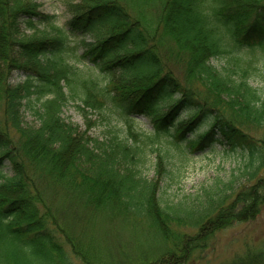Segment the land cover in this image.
Wrapping results in <instances>:
<instances>
[{"label": "trees", "instance_id": "trees-1", "mask_svg": "<svg viewBox=\"0 0 264 264\" xmlns=\"http://www.w3.org/2000/svg\"><path fill=\"white\" fill-rule=\"evenodd\" d=\"M262 1L73 0L66 3L70 18L60 26L39 4L0 0V264H73L74 258L92 264L56 223L38 186L42 179L57 181L73 201L105 214L144 215L156 235L168 238L169 225L178 218L160 208L156 180L142 173L149 151L156 172L170 177L175 152L182 160L188 150L220 157L234 153L246 180L257 177L264 168V139L239 128L234 118L264 123ZM221 16L232 19L225 29L215 25ZM244 18L251 21L238 26L236 20ZM72 37L78 39L75 45ZM71 59L101 78L99 90L124 126L99 138L62 117L74 99L91 105L83 84H98L82 79ZM178 59L181 79L167 62ZM13 72L24 73L23 80L12 84ZM257 76H263L261 88L250 83ZM135 80L144 83L129 90ZM24 111L34 123L24 121ZM141 117L151 130L135 127ZM239 189L226 210L220 209L224 195L207 210L212 229L226 225L225 211L236 200L241 220L256 214L264 181ZM171 237L161 239L176 244L179 237ZM167 248L147 261L144 255L140 263L177 264L187 252L177 256V247ZM233 264H264V255Z\"/></svg>", "mask_w": 264, "mask_h": 264}, {"label": "rangeland", "instance_id": "rangeland-1", "mask_svg": "<svg viewBox=\"0 0 264 264\" xmlns=\"http://www.w3.org/2000/svg\"><path fill=\"white\" fill-rule=\"evenodd\" d=\"M31 3L39 4V11L54 17L56 25L64 26L70 18L66 12V3L73 0H28ZM76 1V0H75ZM250 3L262 4L263 1ZM149 12L156 15V10ZM230 17V16H229ZM226 21L221 16L216 19L215 25L219 29L224 28ZM251 18L236 20L238 26L246 25ZM236 27V26H235ZM39 29L44 26L38 25ZM191 29V28H189ZM31 31H25V36H29ZM78 41L77 38H70L72 45ZM162 61L165 58L162 57ZM70 62L82 79L93 78L98 83L93 85L83 84V94L87 96L89 104L80 103L74 99L68 102L62 112V117L76 123L81 130H86L89 135L103 138L107 135V129L114 126L122 127L124 123L119 120V116L111 101L104 94H101V78L93 69H89L85 64H80L74 59ZM174 74L181 79L183 73L182 63L167 61ZM213 64L221 65L220 61H213ZM76 64V65H75ZM263 76L252 78L251 85L261 88ZM24 76L20 72H13L11 83H19ZM129 84V90L134 86L143 84L138 82ZM146 80L145 82H147ZM136 83V84H135ZM93 85V86H92ZM91 86V87H90ZM86 89V90H84ZM115 89L112 93H115ZM81 106V108L78 106ZM226 116L234 115L225 109ZM24 121L28 124L34 123L31 115L24 111ZM2 112L0 110V122ZM235 124L242 130L247 131L254 138L264 139V123L254 126L249 122L245 123L239 117L234 118ZM149 123L143 117L138 118L135 127L144 132L151 130ZM202 128L204 123L200 125ZM219 152L221 147H216ZM187 158L180 159L175 152L172 160L173 176L163 173V170L156 172L155 154L148 152L147 160L142 166L143 175L149 180L155 179L158 184L157 194L160 200L161 209H166L170 215L177 217L169 225V236L163 238L156 235L147 217L128 218L116 212L105 214L102 208L93 209L81 200L73 201L72 198L61 188V185L53 179H42L38 183L42 190L46 204L52 212L56 223L61 227L62 232L67 235V239L75 243L82 253H85L92 264H141L144 255L146 261L157 257L161 251L174 245L177 247V256L186 252L184 258L179 259L177 264H233L239 259L248 258L256 254L264 255V196L261 203L256 207L254 216L241 220L236 215L240 206L236 200L231 209L226 214V225L212 229L206 221L207 210L212 209L218 199L222 201L220 209L226 208L233 203L235 193L240 191L242 183L255 184L264 181V168L261 169L257 177L246 180L241 174L239 167L242 166L240 158L234 153L212 155L207 152L186 151ZM172 171V172H173ZM173 177V179H171ZM246 181V182H243ZM218 210V209H217ZM212 210L210 213H214ZM224 212L221 213V215ZM171 235L178 236L176 244H166L162 241L172 239ZM197 238V243H192L189 238ZM182 241L179 243V241ZM183 250L180 252V248ZM173 248V247H172ZM73 264H84L79 258H74ZM145 262V261H144Z\"/></svg>", "mask_w": 264, "mask_h": 264}, {"label": "bare ground", "instance_id": "bare-ground-1", "mask_svg": "<svg viewBox=\"0 0 264 264\" xmlns=\"http://www.w3.org/2000/svg\"><path fill=\"white\" fill-rule=\"evenodd\" d=\"M24 34H25V32H24ZM21 75H22V76H25L24 73H22V72H21Z\"/></svg>", "mask_w": 264, "mask_h": 264}]
</instances>
